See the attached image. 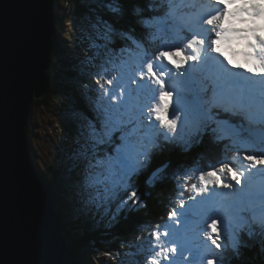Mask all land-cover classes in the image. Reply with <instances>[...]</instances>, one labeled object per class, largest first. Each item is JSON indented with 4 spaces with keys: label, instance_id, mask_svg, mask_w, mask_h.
Instances as JSON below:
<instances>
[{
    "label": "snow or ice",
    "instance_id": "obj_1",
    "mask_svg": "<svg viewBox=\"0 0 264 264\" xmlns=\"http://www.w3.org/2000/svg\"><path fill=\"white\" fill-rule=\"evenodd\" d=\"M124 2L125 0H103L112 16L123 11L121 5ZM213 2L220 7L203 21L209 32L207 46L204 38L191 36L184 45L157 49L151 55H146L138 68V83L142 85L138 90L143 92L147 100L145 109L139 113L140 123L145 129L157 125L166 132H159L151 138L141 131L139 137L132 138L130 130L124 128L113 115L126 104V100H121V97L127 95L123 84L119 81L114 84L112 77L109 76L106 79L108 88L105 89L104 84H101L105 77L100 72L95 74L92 85L99 94L98 101L102 103L96 105L97 113L90 116L83 127V143L79 154L80 175L75 189L81 207L86 208L89 213L103 212L111 219L142 205L144 200L138 187L133 183V177L148 173V179L159 175L163 180L175 156H186L205 143L210 148L215 147L221 132L217 121L228 118L223 113L231 112L233 107L240 109L246 107L247 78L241 74L248 73L250 76L264 79V0H213ZM233 5L237 7L235 11H230V6ZM241 15L250 18V27L231 26L228 18ZM248 22L241 20V23ZM95 27L97 31L94 46L103 50L105 59H110L113 49L109 48L108 44L117 31L129 47L136 44L147 47L145 37L137 35L135 29L117 30L112 20L100 17ZM234 41L243 43L239 54L248 67L234 64L222 52V44L230 45ZM123 50L122 45L121 51ZM186 50H190L191 54ZM213 53L216 55H212ZM99 54L98 52L97 55ZM182 54L184 59H178ZM187 61L195 62L192 65L193 69L196 63L202 66L211 63L216 85L213 89V96L216 97L213 106L218 111L212 112L207 102L200 105L199 119L191 131L182 136L177 132V127L179 124L183 130L186 119L182 120L181 113H185V116L188 113L183 107L172 106L175 90L169 87L168 82L173 79L171 76L173 71L179 72L181 78L187 76V69L180 71ZM104 97H107V100ZM261 104L264 106V97H261ZM232 115L236 113L233 112ZM259 148L258 153L243 156V160L247 162L244 171L237 170L229 162L202 168L199 173L201 186L197 188L193 185L197 195L202 197L200 203L211 206V197L223 194L219 193L218 189L232 190L233 196H236L234 186H240L242 193L244 172L257 169L258 166L259 172L252 175L264 177V137L261 138ZM164 156L168 159L163 164H157V160ZM258 199L264 201V192L258 194ZM181 207L184 205L181 204ZM229 207L232 205L229 204ZM176 215L175 211L170 214L171 217ZM255 215L256 213H252L245 217L247 223L239 229L236 226L241 223L240 220L228 223L222 221L219 216H210L205 220L202 231L212 249V255L205 258V264H234V261L245 264L244 249L249 247L248 241H258L261 250L264 251V211L259 214L262 217L259 221L254 219ZM185 216L187 222V214ZM222 223L223 232L219 230ZM172 236H175V233L168 230L153 233V239L149 242L151 250L144 258L145 264H174L180 255V248L175 239H169Z\"/></svg>",
    "mask_w": 264,
    "mask_h": 264
},
{
    "label": "trees",
    "instance_id": "obj_2",
    "mask_svg": "<svg viewBox=\"0 0 264 264\" xmlns=\"http://www.w3.org/2000/svg\"><path fill=\"white\" fill-rule=\"evenodd\" d=\"M66 1L67 8H61V1L56 0L54 10L56 18L55 51L49 71L51 77L49 92L43 99L35 102L39 107L47 106L57 118L56 123L59 128H62V132L83 140L82 132L85 124L79 121V118L83 116L84 121L88 120L90 116L97 113L96 105L99 104L98 95L92 87L95 77L93 69L98 72L110 69L115 65L124 66L119 53L122 45L124 48L128 45L120 38L119 31L115 32L112 41L108 44V47L113 49L110 59H105L103 50H101L98 57H95L98 60L97 64H94L95 62L91 58V65L96 67L87 70L83 66L82 69L81 62L83 61L80 59V53H85V49L79 43L80 39L74 36L69 24L81 17L89 18L97 24L98 18L102 17L105 20H112L117 30L135 29L136 34L144 36L147 43H156V41L160 43L161 41L152 39V37H156L155 32L152 31V24L156 23L160 16L154 15L153 3L155 0H125L121 5L123 11L116 16L110 14L103 0ZM138 76V72L133 74V78L130 80L131 86L136 83L134 81H137ZM33 110L32 108L29 131L31 128H35ZM123 127L125 128V126ZM29 133V143L33 154L32 139L35 133L34 131ZM76 145L79 147V143ZM76 145L67 141L60 142L57 139L53 142V146L49 147V150L53 149L51 151L54 155L52 162L49 161L46 167L40 165L43 168L42 180L51 190L56 209L57 205L55 204L58 202L59 193H75L77 187L79 178L77 171L80 170V167ZM70 150L75 153L74 157L65 156V153ZM217 158L218 155H216L214 147L210 148L205 143L186 156H175L167 170V176L163 180L159 175L152 179L147 178L148 173L137 175L134 183L138 189H141L140 194L144 203L136 210L125 211L114 219L104 217V214L100 216L94 212L92 216L89 215L88 219H84L78 214L77 219L79 220L72 224L71 220L65 221L64 214L57 209L65 235L80 253L81 264H84L86 252L89 250L114 255L126 251L129 257L127 258L128 264H143V257L148 256L147 250L150 249L147 238L153 239V233L164 228L161 222L171 220L176 223L170 214L183 204L184 196L187 198L192 195V193L185 194V186L192 184V171L199 174L202 168L210 167L217 162ZM167 159V156L160 157L156 163L163 164ZM34 162L35 167L40 171L41 167L38 166L36 158H34ZM189 173L191 174L189 175ZM58 187L60 190L57 189ZM64 206L70 207V203H65ZM77 231H80L81 234H78ZM141 239L146 240L144 248L140 242ZM248 244L249 247L244 249L245 264H264V251L261 250L260 245L250 244L249 241ZM234 264H238V262L234 261Z\"/></svg>",
    "mask_w": 264,
    "mask_h": 264
},
{
    "label": "water",
    "instance_id": "obj_3",
    "mask_svg": "<svg viewBox=\"0 0 264 264\" xmlns=\"http://www.w3.org/2000/svg\"><path fill=\"white\" fill-rule=\"evenodd\" d=\"M56 0H0V264H81L35 169L29 119L49 92Z\"/></svg>",
    "mask_w": 264,
    "mask_h": 264
},
{
    "label": "rangeland",
    "instance_id": "obj_4",
    "mask_svg": "<svg viewBox=\"0 0 264 264\" xmlns=\"http://www.w3.org/2000/svg\"><path fill=\"white\" fill-rule=\"evenodd\" d=\"M60 4H61V8H67V1L66 0H60ZM174 7H178L176 5V2H174ZM245 15H241V16H236L234 21L233 19L230 22H233L239 26L244 25L246 23H241V20H243V17ZM193 17V15H192ZM96 23L92 22L89 18H83L81 17L78 18L77 20L71 22L69 24V28L71 30H73V34L77 39L79 40V43L81 44V46L85 49V53H80L81 54V64H82V69L83 66L89 70L90 68H95L96 66H92L91 63L92 61H94V64H97L98 60L95 59V57H98L97 53L101 51V49H98L94 46V41H95V35H96ZM162 24H160L159 26H156V30L158 31L159 29L162 28ZM235 26V25H232ZM194 31H196L194 29ZM197 32V31H196ZM199 38L200 35H199ZM149 49H147L144 45L141 44H136L135 46H133L132 49H129L128 47L124 48L123 51H120L119 55H120V60L122 65H115V66H111L110 69L107 70H100L98 72L101 73V75H103L105 78L101 80V84H104L105 89L108 88L107 84H106V79L107 77H112L113 79V83L116 84L117 81L121 82L124 86V91L127 93V95L125 97H121V100H126V104L124 105L123 108H121V110L119 111V113L124 112L125 115H129L131 113V109L128 107V105L130 104V92L132 90V86L130 85V80L133 78V74L138 72V69L135 68V64H137L138 68L139 65L142 63V61L145 59L146 55H149L150 52H148ZM80 52V51H79ZM91 58H93V60L91 61ZM84 63V64H83ZM92 66V67H91ZM92 70V69H90ZM97 73L96 69H93V74L95 76V74ZM172 76V73H171ZM169 87L173 88L174 91V97H173V102L172 105L173 107H183L185 108L186 105V112L188 113L187 116H185L188 120V130L191 131L192 126H194L195 124V120H198V115L195 111V109H192L191 106L185 102V98L184 101L181 102V96H177L176 93V89L178 88V86L181 85L182 83V78L180 77L179 73H176L175 78H173L172 80H169ZM93 87V85H92ZM137 87V86H136ZM142 85H138V88H141ZM93 90L96 91V89L93 87ZM140 94V98L141 99V103L144 102L145 104L147 103L146 98L143 95V92L138 90L137 91ZM96 94L99 95L96 91ZM105 100H107V97H104ZM37 99H35L36 101ZM33 103V111H34V123H35V128H31L30 131H34V138L32 139L33 141V145L36 151V158L37 161L40 162L41 166L46 167V165L50 162H52L53 158L51 156V151H53V149L49 150V147L53 146V142L56 141L57 139H59L60 142H72L74 145H76V143H79V147H77L76 145V153L79 155L81 152V145L83 143V140L79 137L78 139L75 137H72L68 134H66L65 132H62L61 129L59 128L57 125V118L49 111V109L47 108L46 105H41L40 107L38 106L37 102ZM126 107L127 110H126ZM53 110V109H52ZM76 112V111H75ZM74 112V113H75ZM185 114V113H184ZM80 115H82L80 113ZM30 120V119H29ZM79 121H81L83 124H85L88 120L85 119L83 116H81L79 118ZM191 123V125H190ZM29 131V128H28ZM29 131V132H30ZM61 131V133H60ZM30 134V133H29ZM67 139V140H65ZM75 139V140H73ZM70 152V154H69ZM75 153L70 151H67V153H65V156H69L71 158L74 157ZM78 175H80V170L77 171ZM70 177V176H69ZM68 184V183H67ZM58 190H60V187L57 188ZM238 194V193H236ZM59 199L56 207L59 211L62 212V214H64V219L65 221H70L72 222V224H75V221L77 222L79 219H77V215L80 214L84 219H88L89 215L92 216V214L94 213H89V211L86 208L81 207L79 200L77 199V197L75 196V193H59ZM206 198V197H205ZM237 198V195H236ZM224 198L220 199V202L214 204L211 200V206H209V204H206L207 207L209 208L208 212L205 215V212H198L203 216V219H201V224L202 226L196 228L193 232L192 230H189L190 227L187 225V223L185 222V220L182 218V214L186 213L187 210L191 211L193 210L194 206L196 205V203L200 202L202 200V197H200L199 195L195 198V200H192L193 203H195L194 205H192L190 202H187V204L185 205V210L182 209V207H180L179 209H177L176 212V216L173 217L174 221L177 223V228L181 229L180 225H182V227H185V231H188L189 235L194 238L195 234H199L202 231V228L204 226V221L207 220L210 216H214L213 212L215 211V207L218 206V211L225 215L229 213V210L232 209V207L235 205V202H233L231 205L232 207H229V205H225V201H223ZM185 200H187V198H185ZM240 203H242L243 198H240ZM172 201V200H171ZM251 202H254L253 200H251ZM65 203H70V207H66L64 206ZM256 203V202H254ZM211 207V210H210ZM222 208V209H221ZM223 213H222V212ZM237 213H239V208H235L233 210L232 215H226L228 217H232L234 215H236ZM103 215V212L100 213V216ZM218 216V215H216ZM104 217H106V215L104 214ZM81 218V217H80ZM82 219V218H81ZM114 219V218H113ZM237 220H239L238 217H236ZM66 223V222H65ZM161 224H163L161 229V233H163V229L168 230L169 231V225H174L175 223H173L171 220H167V221H163L161 222ZM156 230V228H154ZM221 229V228H220ZM183 230V229H182ZM170 232V231H169ZM78 234H81L80 231H77ZM201 235V239L203 240L204 238L206 239V237L204 236V233H200ZM173 237V236H172ZM176 242L177 245L180 248V255L179 257L176 258L174 264H186V263H193V261H197L199 258L203 257L204 255H201L200 252L202 250V248L200 247L199 244V240H197V242L195 244H182L184 243L183 239H179L177 237H173ZM164 238L162 237V240ZM171 239V237L169 238ZM152 240V238H147V241L150 242ZM140 242L143 244L142 247H145V243L146 240L141 239ZM191 246V247H190ZM209 249H211V245L208 246ZM148 254L150 252V249L147 250ZM85 260H84V264H128V259L129 258L127 256L126 251H124L121 254H107V253H103V252H97L96 250H89L86 252L85 255ZM147 255H145L146 257Z\"/></svg>",
    "mask_w": 264,
    "mask_h": 264
},
{
    "label": "bare ground",
    "instance_id": "obj_5",
    "mask_svg": "<svg viewBox=\"0 0 264 264\" xmlns=\"http://www.w3.org/2000/svg\"><path fill=\"white\" fill-rule=\"evenodd\" d=\"M174 2H176V5L178 6L177 8H178V13H177V16H176V18L178 19V20H182V21H184V20H186V18L188 17V16H192L193 15V19H192V22H195V23H197V25H198V29H199V32L202 34V35H209V32H208V26L206 25V24H204L203 23V21L209 16V15H211V14H214V10L212 11H210V9L209 8H212V4L211 3H209V1L208 0H173V4H174ZM210 4V7H208V6H206L205 4ZM190 4V9H191V13H189V11H190V9L189 8H187V6ZM202 5H204V7L202 6ZM192 7V8H191ZM200 8H203V10H204V12H205V14L206 15H204L203 17L201 16V13H198L197 14V11H199L200 10ZM215 9H217L218 7H214ZM225 26L227 27L228 26V23H225ZM202 38H204V39H207V38H205V37H203L202 36ZM240 45H242L243 46V43L242 42H239V41H237ZM188 54H191V52L190 53H188ZM213 55V54H212ZM215 56V55H214ZM243 58V57H242ZM196 68V67H195ZM195 69H193V68H191V74H192V77H193V79H194V81L195 82H197L198 80H197V78H195V76L193 75V71H194ZM137 84H138V82H137ZM138 117H140V116H138ZM262 126H263V128H264V122H262ZM260 185H262L261 184V182L259 183ZM264 189V188H263ZM257 195H258V193H253L252 194V197L253 198H257ZM222 195H220L219 197H217V196H214V197H211V200H212V202L213 203H218V202H220V200L219 199H222V198H220ZM227 197H232L233 198V194L232 193H227V196L225 197V198H227ZM248 198L250 199V197L248 196ZM258 200L259 199H257L256 200V202H258ZM227 205H229V204H232L233 203V200L232 199H227ZM195 207V206H194ZM201 233H203V231H201ZM205 241V243H204V246L205 247H208L209 245H210V243L207 241V239H205L204 240ZM209 244V245H208Z\"/></svg>",
    "mask_w": 264,
    "mask_h": 264
},
{
    "label": "clouds",
    "instance_id": "obj_6",
    "mask_svg": "<svg viewBox=\"0 0 264 264\" xmlns=\"http://www.w3.org/2000/svg\"><path fill=\"white\" fill-rule=\"evenodd\" d=\"M175 8V7H174ZM135 46V45H134ZM126 47H128L129 49H132L133 47H129V46H126ZM125 47V48H126ZM37 100H40V99H37ZM33 154H34V156H33V154H32V158H33V163H34V166H35V162H34V158H36V151H35V148H34V145H33ZM51 156H52V158L54 157V155L51 153ZM37 159V158H36ZM41 164H40V162H38V166L39 167H41L40 166ZM35 169L37 170V172H38V174L40 175V178L42 179V177H41V173H42V171H43V168L41 167V170L39 171V169L38 168H36L35 167ZM44 182V181H43ZM47 185V184H46ZM49 188V187H48ZM50 189V188H49ZM50 193H51V190H50Z\"/></svg>",
    "mask_w": 264,
    "mask_h": 264
}]
</instances>
